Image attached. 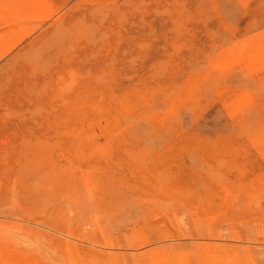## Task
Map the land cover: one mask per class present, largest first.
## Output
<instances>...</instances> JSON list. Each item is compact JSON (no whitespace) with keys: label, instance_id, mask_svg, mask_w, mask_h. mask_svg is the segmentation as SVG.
Wrapping results in <instances>:
<instances>
[{"label":"rangeland","instance_id":"obj_1","mask_svg":"<svg viewBox=\"0 0 264 264\" xmlns=\"http://www.w3.org/2000/svg\"><path fill=\"white\" fill-rule=\"evenodd\" d=\"M0 264H264V0H0Z\"/></svg>","mask_w":264,"mask_h":264}]
</instances>
